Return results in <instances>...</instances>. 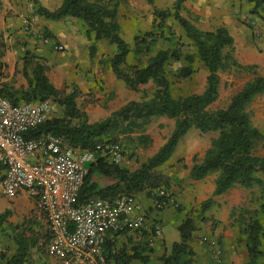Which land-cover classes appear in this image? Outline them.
Returning a JSON list of instances; mask_svg holds the SVG:
<instances>
[{"label":"trees","instance_id":"trees-1","mask_svg":"<svg viewBox=\"0 0 264 264\" xmlns=\"http://www.w3.org/2000/svg\"><path fill=\"white\" fill-rule=\"evenodd\" d=\"M126 0H62L53 9L38 6L35 13L51 20H60L67 16L82 20L86 38L90 41L89 53L93 55L99 41H107L115 46V51L107 59L109 68L115 76L134 91L144 84H152L148 97L129 100L108 116L90 121L86 112L77 104L81 92L76 86L68 91L66 87L56 88L49 80L47 65L42 56L26 49L22 54L21 71L26 80L23 87H13L6 80V64L3 56L6 43L0 33V97L12 103L36 102L51 98L60 112L29 130V137L52 133L62 138L67 145L94 151L96 156L87 164L82 186L78 193V202L88 198L112 200L121 193L132 195L145 194L147 198L159 188L169 186L168 177L158 167L168 161L175 151L178 141L191 128L200 132L216 131L218 136L211 140L201 161L194 162L188 176L200 180L210 173H215L214 188L211 195L201 201L196 208H191L200 219H205L206 211L212 206L213 197L225 193L234 186L252 188L257 186V206L252 209L240 228L244 236L246 251L245 264H264V155L255 153L257 142L264 140V132L250 124L247 104L264 91V77L257 75L247 81L231 97L228 104L217 110H209L208 105L218 96V70L231 61L233 37L225 26L212 30H201L180 14L184 0H174L172 9L157 10L160 22L173 16L182 26L185 36L191 40L194 51L181 52L174 48H157L148 57L146 63H128L130 54L137 55L148 50L149 36H134L133 44L126 42L119 33L118 7ZM152 3V0H147ZM259 6L264 0H248ZM49 37L51 34L44 32ZM144 34H151L145 32ZM199 61L206 69V81L199 93L174 96L172 84L175 80L189 77L194 61ZM170 61H182L177 70L168 69ZM100 60V64H103ZM164 116L174 120V125L164 142L140 165L130 170L121 163L109 162L102 151L111 144L131 141L138 130H144L152 117ZM138 138H145L139 133ZM1 169V167H0ZM177 210H181L180 207ZM189 210L179 221L176 229L179 239L171 244L168 253L159 256L161 264H190L194 250L191 241L196 232V223ZM8 211L0 213V223ZM40 222L37 233L31 239L35 245L39 239L48 241L47 229L42 231ZM121 234V233H120ZM107 236L102 245V260L94 256L84 264H130L148 261L152 251L146 242L140 246L118 247L116 236ZM16 249L10 254H2V264H24L26 259L27 237L16 234Z\"/></svg>","mask_w":264,"mask_h":264},{"label":"rangeland","instance_id":"rangeland-1","mask_svg":"<svg viewBox=\"0 0 264 264\" xmlns=\"http://www.w3.org/2000/svg\"><path fill=\"white\" fill-rule=\"evenodd\" d=\"M126 0L118 7V22L119 33L128 41L133 44L134 36H149L148 50L139 55L134 56L130 54L128 63H146L149 56H151L157 48H174L181 52H193L194 46L185 36L182 26L171 15L165 19L164 26L160 28L158 15L155 13L157 10L172 9L174 0H152L148 3L147 0ZM21 15L25 21L21 35L11 38L6 36L5 43L7 46V62L4 72L8 77L7 82L16 88L26 85V80L22 75L21 56L24 53V48L29 44L32 46V52H36L38 45H47L42 36L45 35V30L42 29L38 21L34 20V11H30L25 7V2L21 0ZM225 6L220 7L219 14L209 16H198L191 11V6H185L180 10L187 20L197 25L198 27H205L201 30H212L217 26H225L234 43L230 51L231 61L221 69L218 70L219 85L217 98L208 105L209 110H217L225 107L230 97L238 91L247 81L251 80L257 75L264 77V2L259 6H254L253 2L248 0H224ZM183 5V4H182ZM18 16V14H17ZM76 22L73 25L76 26ZM25 24V25H24ZM80 26V23H78ZM61 26V25H59ZM82 26V24H81ZM63 27V26H61ZM83 27V26H82ZM149 32L151 34H144ZM60 48H53L55 52L63 50ZM16 47V48H15ZM18 48V50H16ZM5 51V52H6ZM102 52L101 60L103 64L100 69H108L109 65L107 59L115 51L114 45L109 44L107 41H99L96 44V52ZM20 53V54H18ZM6 54V53H5ZM5 57V55L3 56ZM95 63L97 61H92ZM63 62V59L55 57L54 61ZM20 61V62H19ZM84 61V60H81ZM182 61H170L168 69L177 70ZM52 65V63H51ZM194 69L191 75L182 80H175L172 84V93L174 96L187 95L191 93H199L203 90L206 81V69L197 60L194 61ZM51 73V70H49ZM53 73H55L53 71ZM20 77H23V84H19ZM67 87V90L72 87L65 80L59 88ZM152 84L148 82L140 87L138 91L133 92V97L143 99L150 95ZM110 91H103L102 83L97 85L96 90L88 87L85 92L77 98L78 104L84 110L87 108L86 113L90 121V116L94 115V111L100 112V108H105V101L110 98ZM57 109L55 113L60 112ZM249 115L250 124L264 132V91L257 94L246 106ZM98 119L103 118L100 114ZM101 116V117H99ZM155 118V117H152ZM173 120V119H172ZM174 121V120H173ZM150 125V122L148 123ZM146 126V128L148 127ZM167 124L163 123L160 126H154L150 133L144 130H138L133 134L134 138L131 141L123 140L120 148L122 153V162L127 161L126 167L130 170L137 168L141 162L147 157L151 156L158 147L164 142L169 134ZM167 129V131H166ZM143 133L146 140L138 138L139 133ZM218 136V132H200L196 128H191L187 133L178 141L175 151L166 163L158 167V170L165 174L169 179V186L166 188L174 195H182L184 198H178V206L173 208L182 217L191 208H196L199 203L207 199L211 195L210 184L214 183L215 173H210L200 180H192L189 178L188 173L191 165L194 162L202 160L205 151L210 146L211 140ZM255 153L262 156L264 155V140H261L255 145ZM235 187V186H234ZM233 188V187H232ZM231 189V188H230ZM238 190H234L235 198H229L232 190H227L225 193L214 196L212 206L206 211L205 219H200L193 210L190 211L196 223V232L194 237L200 243H203L202 235L217 237L229 240V245L234 250L235 260H239L242 264L246 262V251L244 248V236L240 233L239 228L242 222L249 217L252 209L257 206L256 198L258 197V188L254 186L246 189L237 186ZM0 195L4 202L5 208L2 210L8 211L4 219L0 223V264L3 263L1 259L2 254H10L16 249V234L20 233L27 237L26 259L24 264H71L63 254L54 252L50 249L48 241L46 243L39 239L34 245L31 244V239L37 233L38 226L41 221L37 220V208H29L21 206L16 208L14 206H7L13 203L10 199ZM256 197V198H253ZM180 207L181 210H177ZM1 209V208H0ZM1 213V212H0ZM178 219H175V223ZM179 222V221H178ZM173 228L174 225H172ZM47 229V228H46ZM44 232V230H42ZM45 233V232H44ZM135 232H126L118 234L116 245L118 247L125 246L128 249L132 246H140L145 241H141ZM121 236V237H120ZM179 236V234H178ZM218 238V237H217ZM219 240L222 247V253L219 259H214L211 255L214 264H223L224 251L223 244ZM206 245V244H205ZM264 245V239H263ZM208 247V246H207ZM211 254V253H210ZM112 264V263H111ZM130 264H142L136 260Z\"/></svg>","mask_w":264,"mask_h":264},{"label":"built area","instance_id":"built-area-1","mask_svg":"<svg viewBox=\"0 0 264 264\" xmlns=\"http://www.w3.org/2000/svg\"><path fill=\"white\" fill-rule=\"evenodd\" d=\"M42 37L50 42L49 36ZM56 108L51 98L12 103L0 97L2 194L12 197L23 191L35 199L47 224L50 249L63 254L71 264H84L94 256L102 260L103 242L115 234L135 232L138 238L145 235L144 241L152 247L162 235L161 222L155 214L177 207L174 195L159 187L147 198L146 208L140 198L127 193L112 200L94 197L78 202L87 164L94 160L95 152L73 148L52 133L26 135L54 116ZM102 155L109 162H122L118 143L107 146ZM202 240L214 259H219V239L204 234Z\"/></svg>","mask_w":264,"mask_h":264},{"label":"crops","instance_id":"crops-1","mask_svg":"<svg viewBox=\"0 0 264 264\" xmlns=\"http://www.w3.org/2000/svg\"><path fill=\"white\" fill-rule=\"evenodd\" d=\"M23 1L25 2V5L23 4V7L26 6V8L30 11L36 10L38 6H42L47 9L53 10L57 8L62 2V0H23ZM128 1L131 3L130 0ZM20 2L21 0H0V33L2 34L4 41L6 36H10L11 38H14L15 36L21 35L22 32L24 31L23 23L25 19L20 14L22 8ZM182 4H183L182 10L183 8H185V6L188 7L191 6V11L194 14L205 17L206 16L212 17L218 15L220 7L225 6L224 0H184ZM33 14L35 16L34 20L38 21L41 25H43L42 29L51 34L50 42L47 45H42V44L38 45L36 49L38 55L42 56L45 60V64L47 65L46 74L50 82L56 88H59V86L65 80L68 84H71L72 86H76V88H78L80 92H82V94L87 90L88 87H91L92 90H96L97 85L102 83L103 91L104 92L110 91L112 93V94L110 93L111 94L110 98H108L105 101L104 104L105 108H100L101 110L100 112L94 111V115L90 116L92 120L98 119L97 114H100L102 117L108 116L112 111L120 108L129 100H139L138 98L133 97L134 91L129 89L121 79L117 78L109 67L108 69H105V71L100 69V66L102 65L100 64L101 54H102L101 51L100 52L95 51L93 55H90L89 53L90 41L86 38L84 34V29L81 26L82 20H80L79 18L69 17V16L62 18L60 20H51L44 18L43 16H40L35 12ZM74 22H76L75 23L76 26L73 25ZM78 23H80V26ZM195 26L199 29L205 28V27L200 28L197 25ZM54 44H61L63 46V50L59 52H55L54 50H52L54 48ZM31 48L32 46L31 45L29 46L28 44L24 48V50ZM6 50H7V46H6ZM16 50H18V48ZM5 53H4L5 57H3V61L6 63L7 51ZM55 57L60 58V60L62 58L63 62L62 61L59 62L56 60L52 62ZM90 57H92L93 59L92 61H97L96 64L94 62L93 63L91 62ZM49 70H51V73ZM53 71L55 73H53ZM4 73L6 74V72ZM7 79L8 77L6 76V80ZM18 81L19 84L21 83L23 84L24 82L23 77H20ZM77 104H78V99H77ZM86 110L87 108H84L85 112ZM163 123L168 125L167 126L168 131L167 129L166 131L170 133L173 128L174 121L171 118H167L164 116L151 118L150 125H148V127L146 128V132L150 133V131L153 129L154 126H160ZM171 157L169 159H171ZM123 163L124 166H127L126 165L127 161H123ZM3 174H4V169L1 167L0 182L3 177ZM213 188H214V183H211L210 184L211 192L213 191ZM229 190H232V193L230 194L229 198H235V195L233 194L234 190L240 191L239 189H237V186ZM0 195L10 199L13 202L11 204L8 203L7 206L11 205L16 208H19L21 206H27L29 208H37L38 215L36 218L38 221H41L43 230H46L47 228L46 221L41 213V210L37 206L34 198L29 197L23 191H18L14 196L8 197L2 194L1 187H0ZM137 197L143 201V204L146 208L148 200L145 194L143 193L138 194ZM174 197L176 198V200L178 198H184L182 195L179 194L174 195ZM4 205L6 204H4V202L0 198L1 213L2 210L5 208ZM155 217L158 218L159 221L161 222L162 235L151 247L152 251L148 253V261L144 264H161V261L159 260V256L162 255L163 253H168L171 244L179 239L176 226L179 223L178 221H180V216L176 212V210H174L171 207H168L162 211L157 212L155 214ZM175 219L176 220L178 219L176 223L174 222ZM172 225H174L175 228H173ZM217 237L219 239V236ZM117 239L118 236H116V240ZM138 239L144 241L145 235L142 238L140 237ZM219 240L222 241V239ZM223 241H224L223 244L224 259L222 263L242 264L241 262H239V260H235L234 250L233 248L230 247L228 238L225 237ZM191 245L194 250V256L190 264H214L211 258L210 250L207 247V245L200 243L199 241H197L196 238L192 239Z\"/></svg>","mask_w":264,"mask_h":264}]
</instances>
